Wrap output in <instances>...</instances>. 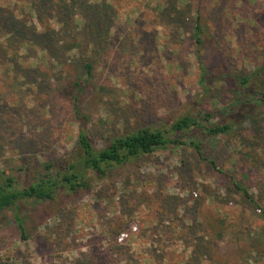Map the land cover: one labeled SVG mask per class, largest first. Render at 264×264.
Masks as SVG:
<instances>
[{
  "label": "rangeland",
  "instance_id": "1",
  "mask_svg": "<svg viewBox=\"0 0 264 264\" xmlns=\"http://www.w3.org/2000/svg\"><path fill=\"white\" fill-rule=\"evenodd\" d=\"M158 1L109 0L118 39L96 54L94 87L79 102L88 133L100 145L106 137L206 112L230 122L232 131L215 138L179 133L186 144L112 166L76 193L21 202L22 234L12 212H0V264H211L192 255L207 229L218 233L219 246L230 237L235 260H242L236 263L264 264V102L251 99L264 93V76L253 75L264 65V0H176L183 15L159 13ZM25 4L0 0L4 10L36 22ZM123 41L129 49L120 47ZM33 47L23 73L22 66L39 61ZM80 63L72 61L69 71L79 76ZM50 72L52 86L38 90L0 65V169L10 168L21 184L76 141L72 104L54 89L63 76ZM243 75L250 76L245 96L234 80ZM253 111L262 115L251 129L242 120ZM194 138L201 153L187 144ZM122 232L127 236L120 240Z\"/></svg>",
  "mask_w": 264,
  "mask_h": 264
},
{
  "label": "trees",
  "instance_id": "2",
  "mask_svg": "<svg viewBox=\"0 0 264 264\" xmlns=\"http://www.w3.org/2000/svg\"><path fill=\"white\" fill-rule=\"evenodd\" d=\"M20 2L26 3L28 15L34 17L36 22L30 18H18L9 10L0 7V65L6 63L8 71L12 74L17 73L19 79L24 77L28 85L38 90L45 89L48 84L52 86L54 72L50 71L55 70L61 77L63 76V86L54 89L63 93L71 102L73 113L79 123L72 149L58 160L44 161L39 175L29 182L21 184L10 172V168L0 169V212L8 210L12 212L21 234L24 231L23 220L18 211V204L21 202L52 199L61 191L76 193L78 189L88 187L91 177L104 176L112 166L128 163L171 144H186L177 137L179 133L189 134L198 131L201 135L215 138L232 131L230 122L213 121L214 114L211 112H206L202 117L187 113L177 116L167 126L140 127L120 135L106 137L97 145L87 131L88 114L82 110L79 102L88 89L94 87L90 80L93 76L94 63L97 61L96 54L100 50L107 52L117 38L116 32L112 30L114 8L109 0H20ZM155 8L161 14L169 12L183 15L177 9L176 0H159ZM196 28L195 38L199 44L201 36L198 22ZM128 45V41H123L120 47L129 49ZM33 46L41 51V55L38 56L40 62L22 66L27 70V73H23L20 67L23 61L30 58L28 55L35 53ZM72 61L81 62L79 76L69 71L68 66ZM42 67H49L50 71L42 70ZM253 75L264 76V65L258 67ZM234 80L243 89L242 96L250 94L247 88L250 82L249 75L235 76ZM251 99L257 100L261 105L264 102V93L253 94ZM248 101L249 99L243 101V104ZM254 113L255 111L249 113L242 120V123L247 122L251 129L256 127L259 116L262 115ZM256 131L259 132L258 129ZM194 140L195 138L190 139L187 144L201 153L200 142ZM243 191L247 197L250 196L246 190ZM262 213L264 218V209ZM188 231L193 232L195 229ZM203 235L196 238L192 245L194 257H208L211 264H227L226 258L232 257L233 261L236 259L233 248H230L233 243L230 237L219 246L216 241L220 239L218 233L207 229ZM234 243L239 247L238 238ZM238 247L234 246V249ZM236 262L242 263L241 258H237L232 264H238ZM72 264L87 262L86 259H82Z\"/></svg>",
  "mask_w": 264,
  "mask_h": 264
},
{
  "label": "built area",
  "instance_id": "3",
  "mask_svg": "<svg viewBox=\"0 0 264 264\" xmlns=\"http://www.w3.org/2000/svg\"><path fill=\"white\" fill-rule=\"evenodd\" d=\"M127 236L125 232L120 233L119 239L122 240Z\"/></svg>",
  "mask_w": 264,
  "mask_h": 264
}]
</instances>
